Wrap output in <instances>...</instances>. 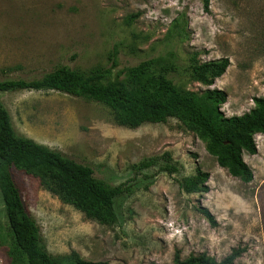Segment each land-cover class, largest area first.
<instances>
[{
    "label": "rangeland",
    "instance_id": "obj_1",
    "mask_svg": "<svg viewBox=\"0 0 264 264\" xmlns=\"http://www.w3.org/2000/svg\"><path fill=\"white\" fill-rule=\"evenodd\" d=\"M175 53L180 65L198 53L200 62L227 58L230 66L213 86L180 77L199 94L225 91L226 117L242 116L264 96V0H0V80H32L60 66L114 74ZM115 56V58H114ZM17 136L91 167L111 186L126 185L117 199L119 222L100 225L17 169L14 179L44 245L55 258L89 263L173 264L207 255L218 262L242 249L235 264H264V136L258 153L244 160L249 184L232 177L206 150L196 132L176 119L166 124L119 126L111 110L58 91L0 93ZM170 156L168 158L167 156ZM162 158L153 168L133 166ZM176 167L161 170L164 161ZM209 173L207 194H186L179 181ZM208 209L215 226L199 212ZM0 264H26L8 227L0 194Z\"/></svg>",
    "mask_w": 264,
    "mask_h": 264
},
{
    "label": "trees",
    "instance_id": "obj_2",
    "mask_svg": "<svg viewBox=\"0 0 264 264\" xmlns=\"http://www.w3.org/2000/svg\"><path fill=\"white\" fill-rule=\"evenodd\" d=\"M201 1L205 11L209 12L211 0ZM198 56L194 53L189 63L182 66L177 55L170 53L117 74L113 73L116 61L112 69L89 72L60 66L32 80H0V93L58 91L108 107L119 126L132 129L144 124H166L170 119H176L196 132L221 168L249 184L254 180V173L244 156L256 155L255 137L264 136V96L254 100L250 112L226 117L222 111L228 101L225 91L208 89L199 94L186 90L179 83L180 77H186L193 83L211 87L230 66L227 58L202 63ZM163 158L144 160L133 169L142 172L153 168ZM161 166V170L170 175L176 172L171 159ZM14 169L39 179L41 185L60 201L71 205L87 219L105 226L119 222L116 201L129 193L126 185L111 186L97 179L91 167L31 139L17 136L9 112L0 104V194L13 242L26 264H103L85 262L75 255L55 258L48 252L40 228L29 214L14 179ZM209 179V173L198 170L196 175L182 178L179 184L186 194H207L210 192ZM199 212L215 226V217L208 209L200 208ZM243 252L242 249L233 250L221 262L207 255L182 259L176 252L173 264H235Z\"/></svg>",
    "mask_w": 264,
    "mask_h": 264
}]
</instances>
